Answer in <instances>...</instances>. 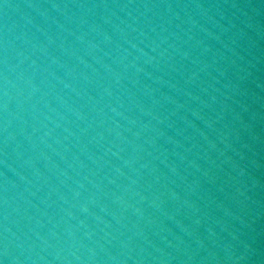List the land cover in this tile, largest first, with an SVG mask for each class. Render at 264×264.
I'll list each match as a JSON object with an SVG mask.
<instances>
[{"label":"water","instance_id":"1","mask_svg":"<svg viewBox=\"0 0 264 264\" xmlns=\"http://www.w3.org/2000/svg\"><path fill=\"white\" fill-rule=\"evenodd\" d=\"M0 264H264V0H0Z\"/></svg>","mask_w":264,"mask_h":264}]
</instances>
